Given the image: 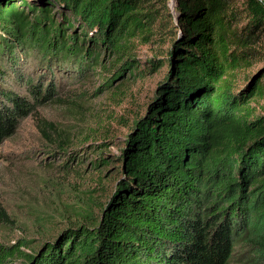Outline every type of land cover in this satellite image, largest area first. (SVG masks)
I'll return each instance as SVG.
<instances>
[{
	"label": "trees",
	"instance_id": "16d2710c",
	"mask_svg": "<svg viewBox=\"0 0 264 264\" xmlns=\"http://www.w3.org/2000/svg\"><path fill=\"white\" fill-rule=\"evenodd\" d=\"M175 2L178 17L164 0L163 18L147 0H0V78L28 43L60 65L98 66L103 46L130 70L133 40L164 46L145 61L163 78L128 128L117 157L125 178L98 215L35 253L0 244V264H264V66L247 72L264 0H243L237 15L231 0ZM26 85L27 96L1 94L0 142L54 89Z\"/></svg>",
	"mask_w": 264,
	"mask_h": 264
},
{
	"label": "rangeland",
	"instance_id": "374dc122",
	"mask_svg": "<svg viewBox=\"0 0 264 264\" xmlns=\"http://www.w3.org/2000/svg\"><path fill=\"white\" fill-rule=\"evenodd\" d=\"M146 4L168 17L164 0H147ZM167 4L177 18L175 0ZM231 7L239 14L243 0H231ZM53 16L62 21L56 8ZM72 20L81 31L79 21ZM233 23L242 26L244 19ZM95 34L88 33L89 37ZM155 39L149 45L133 40L130 55L137 62L131 70L125 66L127 57L117 60L103 46L95 51L98 66L51 63L50 54L34 43L19 48L16 64L4 60L7 73L0 78V97L7 91L27 96L28 82L46 88L51 80L54 89L47 101L17 117L12 131L0 142L1 245L21 244L23 251L35 253L63 231L91 223L98 215V208L121 178L117 157L128 128L145 114L163 78L160 72L145 70V61L164 47ZM251 49L257 54L247 72L254 76L264 66V36ZM122 69L123 75L114 76ZM260 105L264 106V100ZM258 111L264 112L263 108Z\"/></svg>",
	"mask_w": 264,
	"mask_h": 264
},
{
	"label": "water",
	"instance_id": "95a60500",
	"mask_svg": "<svg viewBox=\"0 0 264 264\" xmlns=\"http://www.w3.org/2000/svg\"><path fill=\"white\" fill-rule=\"evenodd\" d=\"M154 94H155V92H154ZM124 178H125V175H124V173H123V171H122V169H121V178L118 180L116 186H117L118 183H119L121 180H123ZM116 186H115V188H116ZM115 188H114V190H115ZM113 192H114V191H113ZM63 233H64V231H63L60 235H62Z\"/></svg>",
	"mask_w": 264,
	"mask_h": 264
}]
</instances>
